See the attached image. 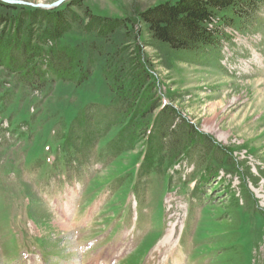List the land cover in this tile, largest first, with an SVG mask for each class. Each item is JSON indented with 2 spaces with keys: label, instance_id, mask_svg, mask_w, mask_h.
<instances>
[{
  "label": "rangeland",
  "instance_id": "374dc122",
  "mask_svg": "<svg viewBox=\"0 0 264 264\" xmlns=\"http://www.w3.org/2000/svg\"><path fill=\"white\" fill-rule=\"evenodd\" d=\"M176 1L51 8L81 2L127 23L105 41L72 7L83 25L55 42L77 47L80 82L50 70L25 81L0 67V264H264V0L241 24L219 25V44L195 62L155 43L142 18ZM138 45L153 94L197 132L175 161L159 123L144 135L140 118H122L113 100L105 60ZM226 210L236 231L221 221ZM170 224L173 245L159 247Z\"/></svg>",
  "mask_w": 264,
  "mask_h": 264
},
{
  "label": "trees",
  "instance_id": "16d2710c",
  "mask_svg": "<svg viewBox=\"0 0 264 264\" xmlns=\"http://www.w3.org/2000/svg\"><path fill=\"white\" fill-rule=\"evenodd\" d=\"M258 1L177 0L153 6L142 14V18L149 24L155 43L169 53L195 62L197 58H205L211 49L219 44L218 39L223 34L218 27L211 28L210 23L218 17L221 24L226 26L241 24L248 16L246 7H253ZM72 7L82 8L83 14L89 19L85 30L95 33L105 41L118 30L127 27L124 19L98 15L81 2H70L67 9L61 11L27 8L0 1V67L9 73L17 72L25 81L34 82L41 79L46 71L50 70L63 79L80 82L76 71L80 69L82 73L85 61L77 47H61L55 42L63 33L70 31V26L74 23L83 25V20ZM95 47L96 45L91 46L94 52ZM103 48L104 45H99L96 52L103 55ZM126 50L128 51V48ZM129 51L126 58L111 54L105 60L107 76L114 93L113 100L122 118L132 115L140 118L137 127L135 124V130L141 127V133L144 135H149L159 123L164 134L163 139L168 138V160L175 161L184 144L196 139L197 132H194L193 125L177 110L160 103L156 94H153L155 84L147 70L141 47L138 45ZM88 72L89 70H86L84 75L81 74L82 81L88 79ZM157 111L159 113L155 115ZM115 134L116 132H113V135ZM226 211L220 212L221 221H225L227 231H236L238 217L227 211L233 217L230 220L225 217ZM236 211L235 208L234 212ZM232 222L234 226H228Z\"/></svg>",
  "mask_w": 264,
  "mask_h": 264
},
{
  "label": "water",
  "instance_id": "95a60500",
  "mask_svg": "<svg viewBox=\"0 0 264 264\" xmlns=\"http://www.w3.org/2000/svg\"><path fill=\"white\" fill-rule=\"evenodd\" d=\"M2 2H5V3H10V4H27V5H30V6H33V7H44V8H56L58 6H60L62 3H64L65 1L67 0H57L53 3H50V4H45V3H29V2H26V1H23V0H0Z\"/></svg>",
  "mask_w": 264,
  "mask_h": 264
},
{
  "label": "bare ground",
  "instance_id": "6f19581e",
  "mask_svg": "<svg viewBox=\"0 0 264 264\" xmlns=\"http://www.w3.org/2000/svg\"><path fill=\"white\" fill-rule=\"evenodd\" d=\"M170 226H171V224H170ZM174 230H175L174 225H172L167 230V233L165 234V236L162 238V241L159 244V247H162V246H168L169 247V244H170V248L172 247L171 245H173Z\"/></svg>",
  "mask_w": 264,
  "mask_h": 264
}]
</instances>
